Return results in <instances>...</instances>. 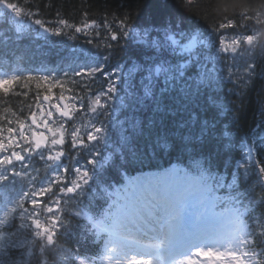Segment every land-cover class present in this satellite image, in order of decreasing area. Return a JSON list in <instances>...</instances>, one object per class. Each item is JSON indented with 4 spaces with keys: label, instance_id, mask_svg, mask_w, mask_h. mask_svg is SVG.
Instances as JSON below:
<instances>
[{
    "label": "snow or ice",
    "instance_id": "obj_1",
    "mask_svg": "<svg viewBox=\"0 0 264 264\" xmlns=\"http://www.w3.org/2000/svg\"><path fill=\"white\" fill-rule=\"evenodd\" d=\"M82 15L87 18L89 13ZM253 19L264 23L259 14H240L239 19L218 22L214 30L247 29V21ZM0 21L17 33V39L33 28L37 34L60 37L67 34L66 29L87 36L89 30L101 27L94 19L70 23L59 12L55 20L49 21L41 18L38 6L25 7L19 0H0ZM102 26L107 30L108 54L73 73L92 82L97 74L106 80L101 91L91 94L87 105L95 119H89L87 125L74 126L69 133L64 122L53 127L50 121L55 123L54 114L72 119L73 112L85 108L84 104L70 107L56 103L45 110L37 103L39 118L35 111L21 118L5 109L2 119L9 126L0 127V264H50L51 257H58L60 264H264V247L256 250L258 242L264 244V239H256L257 235L264 238V211L259 217L255 215L258 209H264V194L258 205L252 195L253 177L264 192V132L253 133L242 143L239 162L227 177L215 172L210 160L197 159L187 170L173 167L160 175L130 179L122 196V190H115L118 199L103 213H94L88 206L69 208V213L83 220L85 230L91 231L94 251L70 249L59 243L60 229L67 231L64 196H82L85 187L94 184L107 166L119 162L123 168L130 162L142 163L147 152H141L137 141L146 131L151 136L158 128L157 118L163 126L170 111L167 99L178 98L180 107L189 114L177 129L183 147L195 146V141L213 131L217 117L201 121L198 115H192V105L204 95L207 104L225 111L226 106L218 103L215 95L223 79L215 60L220 53H241L242 44L252 46L259 40L256 35L242 32L226 38L221 32L214 43L207 32L186 30L179 22L137 27L128 13L114 17L112 23H107L105 17ZM122 40L136 42L140 59L130 57L129 63H117L105 72L112 52ZM214 48L219 49L215 58L206 55ZM258 75L264 76V66L246 62L239 83L247 87ZM35 79L19 72L0 74V93L11 94L16 85L28 89V82ZM39 79L47 83L50 77ZM59 84L57 80L48 85L44 101L52 100L49 93ZM36 87L41 85L37 83ZM65 99L63 95L59 97L61 101ZM116 101L132 116L117 121L121 131L113 142L102 118L111 116V105ZM9 112L15 120L7 118ZM144 112L153 114L151 127L137 118ZM258 128H264V122ZM66 136L73 149L86 151L90 157L86 165L72 169L70 180L69 168L61 164L66 155ZM225 138L223 147L231 151L230 133L226 132ZM170 142L174 146L173 132L156 130L153 152L156 148L168 150ZM101 143L105 147L111 143L112 147L102 154L97 147ZM33 155L43 161L45 169H51V178L46 171L41 176L44 170L26 162V156ZM96 187L102 195H110L103 185ZM44 197H48V203Z\"/></svg>",
    "mask_w": 264,
    "mask_h": 264
},
{
    "label": "trees",
    "instance_id": "obj_2",
    "mask_svg": "<svg viewBox=\"0 0 264 264\" xmlns=\"http://www.w3.org/2000/svg\"><path fill=\"white\" fill-rule=\"evenodd\" d=\"M19 2L25 7L38 6L41 18L49 21L55 20L56 13L59 12L61 17L68 19L70 23L80 24L85 19L89 21L94 19L101 27L89 30L87 36L66 29L67 34L60 37L43 32L37 34L33 28L21 33L22 38L17 39V33L8 24L0 21V61L6 59L8 66L20 64L23 70L19 74H30L37 78L28 82V89L16 85L11 94L0 93V127L4 129L9 126L2 119L6 108L11 109V112H15L21 118H27L30 111L38 109L36 105L41 103L43 96L48 92V85L54 83L50 76L47 83L39 79L43 75L38 69L40 66H44L46 61L50 60V69L58 72L61 70L60 66L66 54L64 49L72 52L71 50L76 49L75 47L79 45L83 46L86 41L88 50L108 54L109 50L105 47L108 43L107 30L102 26L105 23V17H107V23H112L114 17L128 13L131 16V23L137 27H161L170 22H179L180 26L186 30L198 29L207 32L214 43L220 37L221 32L226 37H231L236 32L259 37L258 43H254L252 46L242 44L243 51L241 53H221L215 60V67L223 77L222 84L216 90L215 95L218 98L217 102L225 105L226 110L220 112L214 106L207 104L204 95H201L200 99L192 105V115H198L201 121L211 120L214 115L217 117L210 134H206L202 140L195 141V146L183 147L179 139L180 131L177 129H180L183 122L189 119V114L180 107L178 98H169L165 103L169 106L170 111L164 117L163 126H160V120L157 118L158 128L153 129L151 136L146 131L144 136L137 141L141 152H147L142 163L140 161L130 162L123 168L119 162L107 166L94 184L85 187L82 196L75 199L69 197L66 200V204H69L66 207L62 206V209L66 213L64 221L67 231L61 228L59 236V243L64 247L70 249L92 248L91 231H86L83 220L73 216L68 212V209L88 206L94 213H97L101 209L106 195L99 193L96 185H103L108 190L109 185L121 181L125 174L131 175L139 170L164 166L176 160L182 161L190 167L194 166V160L208 159L212 162L215 172L227 177L230 172L235 170V166L239 162L242 143L253 133L264 132V128H258V125L264 122V76H256L247 87L239 83V77L243 75L246 62L264 66V23L258 24L253 19L247 21V29L214 30L218 22L226 18L239 19L240 14L253 17L259 14L260 20L264 21V7H261L264 0H190V2L189 0H27V3L25 0H19ZM85 11L89 13L87 18L82 15ZM97 33L99 34L97 35ZM72 36H75V39L71 38ZM206 55L209 54L206 53ZM130 57L140 59L136 42L122 40L119 47L112 52L110 59L114 66L117 63H129ZM211 57L213 56L211 55ZM69 64L71 67L74 66L72 62L67 65ZM37 83L41 85L40 88L36 87ZM70 85H65L66 93L79 95L80 85L72 84V89H70ZM58 88L56 86L52 88L55 97L60 94ZM97 88V86H93V90ZM91 89L92 87L87 89V92ZM24 92H27V95H23ZM173 109L178 110L173 111ZM11 112L7 114V118L15 120ZM130 115L128 118L131 117ZM152 115L149 112L138 113L137 118L145 120V123L151 127L149 121L152 119ZM28 122L30 123V120ZM156 130L173 132L174 146L170 142L168 150L156 148L153 152ZM226 132L230 133L233 141L231 151H226L223 147ZM115 134L117 135V129ZM116 135L115 141L118 138ZM252 183L255 187L252 195L255 196L258 205L259 198L264 192L256 185L255 177H253ZM243 191L244 189L241 188V192ZM222 192L224 193V190ZM261 211L264 209H258L255 215L259 217ZM256 239L259 241L264 238L257 235ZM261 247H264V244L258 242L256 250L259 252ZM92 250L94 251V248ZM50 264H60L59 258L51 257Z\"/></svg>",
    "mask_w": 264,
    "mask_h": 264
},
{
    "label": "rangeland",
    "instance_id": "obj_3",
    "mask_svg": "<svg viewBox=\"0 0 264 264\" xmlns=\"http://www.w3.org/2000/svg\"><path fill=\"white\" fill-rule=\"evenodd\" d=\"M224 37H226V36H224ZM226 38H230V37H226ZM219 52V49L218 48H215L214 49V51H211L210 53H208L209 55H212L213 56V58H215L216 57V55H217V53ZM221 54V53H220ZM84 56H85V54H84ZM60 81L59 80V78L58 77H56V78H54V80H53V82H55V81ZM81 79L79 78V77H76V76H74L73 78L72 77H70V79H68L67 77H65V76H63V78H62V80H61V82H60V84L59 85H56V87H61V88H63V86L64 85H68V84H71L70 85V89H72V84H77L79 81H80ZM51 84V83H50ZM52 84H54V83H52ZM58 90H59V88H58ZM53 90L51 89V92L49 93L51 96H52V99H55V94H54V92H52ZM73 96H71L70 98H72ZM81 98H83V97H81ZM84 99V98H83ZM52 101V100H51ZM50 101V102H51ZM74 105L75 106H79L80 105V102L79 101H75L74 102ZM113 107L115 108V103H113ZM43 108H45L44 106H43ZM117 108H120V107H117ZM116 108V110H118ZM102 119H104V118H102ZM54 120H55V123H53V127H56V126H58V122H57V116H55L54 117ZM117 121H120V120H117V119H112L111 120V124H112V127H113V138L115 137V130L117 129V135H116V137H118L119 136V134H120V131H121V129H120V127L118 126V124H117ZM122 121H124V120H122ZM121 122V121H120ZM26 131H27V129H26ZM114 141H115V139H114ZM98 148H99V150L101 151V153L102 154H105L106 153V151H104V149H102L103 147H104V144L103 143H101L100 145H98L97 146ZM173 167H179L178 165H173L172 166V168ZM180 168V167H179ZM181 168H183V167H181ZM171 169V168H170ZM184 169V168H183ZM165 172V171H164ZM164 172H160V174H162V173H164ZM157 175H159V174H157ZM136 176H142V175H136ZM133 178V177H132ZM131 177L128 179V180H130V179H132ZM117 188H115V186L112 188V190H111V192H110V194H113V193H115V190H116ZM118 199V198H117ZM219 210V209H218Z\"/></svg>",
    "mask_w": 264,
    "mask_h": 264
},
{
    "label": "bare ground",
    "instance_id": "obj_4",
    "mask_svg": "<svg viewBox=\"0 0 264 264\" xmlns=\"http://www.w3.org/2000/svg\"><path fill=\"white\" fill-rule=\"evenodd\" d=\"M86 45H87V41L83 44V46L82 45H79L78 47H75V48H79V50H80V56L81 57H83V52L85 51V50H88L87 48L88 47H86ZM89 51V53H90V55L92 56V58H93V60H100V58L102 57V56H104V55H106V52H104V53H101V52H98V51H92L91 49L90 50H88ZM83 53V54H82ZM99 74H97V76H98ZM96 76V77H97ZM72 151L74 152V154L80 159V158H82V157H85V156H87L86 155V153L84 152V151H80V150H78V149H73L72 148ZM80 166V165H79ZM68 198H69V196L68 195H66V196H64V200L66 201V200H68ZM69 203H65V204H63L62 206H64L65 205V207L68 205Z\"/></svg>",
    "mask_w": 264,
    "mask_h": 264
},
{
    "label": "flooded vegetation",
    "instance_id": "obj_5",
    "mask_svg": "<svg viewBox=\"0 0 264 264\" xmlns=\"http://www.w3.org/2000/svg\"><path fill=\"white\" fill-rule=\"evenodd\" d=\"M113 66V65H112ZM95 86H97L98 88V90H99V88L100 87H103L105 84H106V80L105 79H102V80H95ZM97 91V90H96ZM86 100H87V97H86Z\"/></svg>",
    "mask_w": 264,
    "mask_h": 264
}]
</instances>
